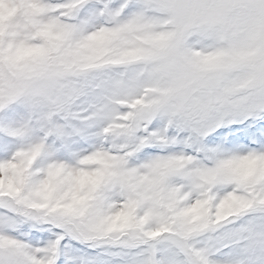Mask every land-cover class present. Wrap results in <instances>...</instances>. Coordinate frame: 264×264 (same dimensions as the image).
Instances as JSON below:
<instances>
[{"label":"snow or ice","instance_id":"obj_1","mask_svg":"<svg viewBox=\"0 0 264 264\" xmlns=\"http://www.w3.org/2000/svg\"><path fill=\"white\" fill-rule=\"evenodd\" d=\"M0 264H264V0H0Z\"/></svg>","mask_w":264,"mask_h":264}]
</instances>
